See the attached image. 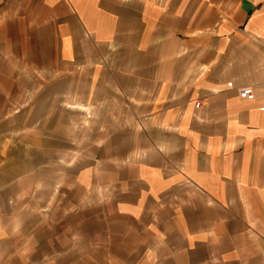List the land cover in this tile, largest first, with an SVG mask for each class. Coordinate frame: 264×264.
<instances>
[{
    "label": "crops",
    "instance_id": "1",
    "mask_svg": "<svg viewBox=\"0 0 264 264\" xmlns=\"http://www.w3.org/2000/svg\"><path fill=\"white\" fill-rule=\"evenodd\" d=\"M0 264H264V0H0Z\"/></svg>",
    "mask_w": 264,
    "mask_h": 264
}]
</instances>
